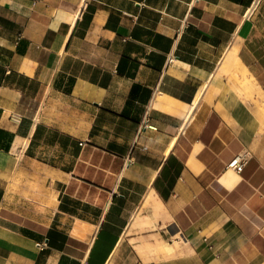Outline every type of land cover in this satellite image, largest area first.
Returning <instances> with one entry per match:
<instances>
[{
  "label": "crops",
  "instance_id": "crops-1",
  "mask_svg": "<svg viewBox=\"0 0 264 264\" xmlns=\"http://www.w3.org/2000/svg\"><path fill=\"white\" fill-rule=\"evenodd\" d=\"M263 108L264 0H0V264H264Z\"/></svg>",
  "mask_w": 264,
  "mask_h": 264
},
{
  "label": "rangeland",
  "instance_id": "rangeland-1",
  "mask_svg": "<svg viewBox=\"0 0 264 264\" xmlns=\"http://www.w3.org/2000/svg\"><path fill=\"white\" fill-rule=\"evenodd\" d=\"M235 68H238V66L236 65ZM239 72L240 76H236L235 72H233L232 75H230V78L232 79L234 77L235 80L241 83L243 87H245L246 89L253 90L255 85H257L255 77L251 73L249 74V71L245 66L243 68H240ZM175 244L178 246L180 245V242H175Z\"/></svg>",
  "mask_w": 264,
  "mask_h": 264
},
{
  "label": "built area",
  "instance_id": "built-area-1",
  "mask_svg": "<svg viewBox=\"0 0 264 264\" xmlns=\"http://www.w3.org/2000/svg\"><path fill=\"white\" fill-rule=\"evenodd\" d=\"M246 155L245 154H237L228 164L227 166L236 170L240 171L245 164Z\"/></svg>",
  "mask_w": 264,
  "mask_h": 264
},
{
  "label": "bare ground",
  "instance_id": "bare-ground-1",
  "mask_svg": "<svg viewBox=\"0 0 264 264\" xmlns=\"http://www.w3.org/2000/svg\"><path fill=\"white\" fill-rule=\"evenodd\" d=\"M257 2H258V1H257ZM257 2L254 4V7L256 6ZM77 17H78V14L76 15V18H77ZM237 66H238V68H235L236 70H235L234 72H235V75H236V76H240L239 69H240V68H243L244 65H243V63L239 60L238 63H237ZM255 86H256V85H255ZM263 109H264V108H263Z\"/></svg>",
  "mask_w": 264,
  "mask_h": 264
}]
</instances>
